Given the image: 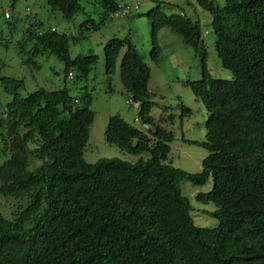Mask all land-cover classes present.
Masks as SVG:
<instances>
[{
    "label": "trees",
    "instance_id": "16d2710c",
    "mask_svg": "<svg viewBox=\"0 0 264 264\" xmlns=\"http://www.w3.org/2000/svg\"><path fill=\"white\" fill-rule=\"evenodd\" d=\"M16 1L8 4L13 13ZM154 1L156 7L145 14L152 24L154 63L162 60L159 33L165 28L195 51L204 48L199 19L179 5L180 13L166 15L162 9L170 4ZM195 1L211 15L217 56L232 74L231 80L213 78L203 50L202 78L184 83L208 113L205 141H188L208 151L196 174L170 161L175 136L151 116V67L131 36L105 44V68L112 76L119 67L147 130L114 115L104 135L109 145L139 159L85 160L95 122L93 96L87 88L73 96L66 83L70 72L78 73L77 82L87 80L100 58L73 57L70 47L109 20L128 17L132 6L119 0H47L67 20L86 16L76 35L47 28L38 18L29 22L31 15L7 21H28L20 45L24 63L39 70L40 57H56L64 64L65 81L59 90L28 92L24 79L2 74L0 62V157L6 159L0 195L15 200L11 218L0 213V264H264V0ZM120 8L127 13L116 17ZM181 108L183 121L192 111ZM210 178L212 189L196 199L216 206L209 214L219 225L212 229L195 225L182 192L184 182L203 187Z\"/></svg>",
    "mask_w": 264,
    "mask_h": 264
},
{
    "label": "rangeland",
    "instance_id": "374dc122",
    "mask_svg": "<svg viewBox=\"0 0 264 264\" xmlns=\"http://www.w3.org/2000/svg\"><path fill=\"white\" fill-rule=\"evenodd\" d=\"M10 0H0V61L5 62L1 72L5 76L24 79L28 92H33L39 88L55 91L64 88L65 73L64 64L56 57H40L41 69L35 70L32 66L24 63L20 50L23 42V29L28 21L32 22L36 18L41 20L47 28L57 29L59 32L76 35L79 26L86 19V16L79 14L73 20H67L58 10L52 11L47 0H19L14 15L24 16L26 7H30L32 15L28 21L22 20L20 23H13L7 27L8 22L2 16L3 7L9 4ZM132 6V11L128 17L121 19H111L98 32L84 37L78 44H71V55L96 54L99 62L96 69L90 74L87 80L76 81L67 80V86L73 96L82 93L85 88L92 93L93 102L91 109L95 113V122L91 128L90 140L85 150V160L88 163H96L104 158H120L122 160L136 162L139 157L128 154L118 146L109 145L105 140V130L111 116L120 115L130 124L147 130L138 118L139 104L130 103L125 88L120 77V69L117 68L114 75L106 73L104 62V46L113 38H125L131 36L140 54L151 67V80L149 91L152 93L153 107L151 116L156 123L172 131L175 139L171 144L172 152L170 161L174 167L186 172L196 174L202 171V162L208 156V151L188 141L204 142L206 136V121L208 113L203 103L196 99L190 87L184 83L186 81H199L203 76L202 54L205 50L207 68L211 76L215 79L231 80L232 74L222 67L216 52V36L213 32L211 22L212 17L203 11L196 4L195 0H157L164 2L163 12L166 15L178 14L181 12L177 5L181 6L190 17L199 19L202 24L204 48L195 51L192 47L185 45L183 38L171 28H165L159 33V45L162 49V60L156 64L151 59L152 51V24L146 17V13L156 7L154 0H119ZM220 5L224 0H216ZM195 4L197 7H193ZM89 13L93 12V6L87 5ZM135 6H138L135 9ZM8 8H10L8 6ZM94 18H98L94 13ZM26 39V37H25ZM21 45V46H20ZM3 95L2 98L4 99ZM8 100L10 98L8 97ZM181 104L191 109L189 118L181 120ZM164 108H169V113H164ZM170 114L174 115L170 120ZM187 140V141H186ZM6 161L5 157H0V165ZM34 165H40L34 164ZM213 187L212 178L203 187H195L190 182L182 184L183 195L190 199L193 211L191 216L195 225L201 228H216L219 221L209 213L216 210L213 203L203 204L196 199L199 193H208ZM14 199L5 198L0 195V213L7 218L12 217V204ZM11 208V209H10Z\"/></svg>",
    "mask_w": 264,
    "mask_h": 264
},
{
    "label": "clouds",
    "instance_id": "9594fccd",
    "mask_svg": "<svg viewBox=\"0 0 264 264\" xmlns=\"http://www.w3.org/2000/svg\"><path fill=\"white\" fill-rule=\"evenodd\" d=\"M18 1L19 0H17L16 1V5L18 4ZM10 3H12V0H10L9 1V4ZM8 6L9 5H6L5 7H4V9H3V11H4V16H5V19H6V21H10V20H13V17H14V14H13V11H12V9H10V8H8ZM10 7V6H9ZM138 8V6H135V9H137ZM121 9V8H120ZM120 9H119V11H120ZM118 11V12H119ZM117 12V13H118ZM23 15H25V16H30V15H32V10H31V8L30 7H26V10H25V12H24V14ZM117 17V16H116ZM13 24V23H12ZM12 24H7L8 26L7 27H9L10 25H12ZM52 29H54V28H52ZM204 35V34H203ZM1 62V61H0ZM75 78V75L73 74V73H69V76H68V80H73ZM76 102H78V100L76 101ZM130 103H132V101L130 100ZM135 121H139V117L135 120Z\"/></svg>",
    "mask_w": 264,
    "mask_h": 264
},
{
    "label": "built area",
    "instance_id": "2783aa9c",
    "mask_svg": "<svg viewBox=\"0 0 264 264\" xmlns=\"http://www.w3.org/2000/svg\"><path fill=\"white\" fill-rule=\"evenodd\" d=\"M126 13H127L126 9L125 10L121 9L118 13L115 14V16H124L126 15Z\"/></svg>",
    "mask_w": 264,
    "mask_h": 264
}]
</instances>
